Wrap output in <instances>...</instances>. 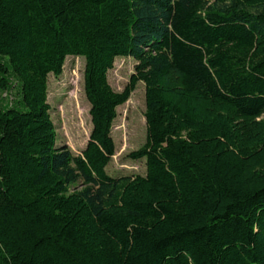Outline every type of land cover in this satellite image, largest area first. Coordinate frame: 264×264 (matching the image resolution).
<instances>
[{
    "label": "trees",
    "instance_id": "obj_1",
    "mask_svg": "<svg viewBox=\"0 0 264 264\" xmlns=\"http://www.w3.org/2000/svg\"><path fill=\"white\" fill-rule=\"evenodd\" d=\"M85 59L92 131L57 145L49 76ZM137 61L122 91L108 74ZM145 84L146 174L113 176ZM0 264H264V0H0Z\"/></svg>",
    "mask_w": 264,
    "mask_h": 264
},
{
    "label": "rangeland",
    "instance_id": "obj_2",
    "mask_svg": "<svg viewBox=\"0 0 264 264\" xmlns=\"http://www.w3.org/2000/svg\"><path fill=\"white\" fill-rule=\"evenodd\" d=\"M85 59L67 58L61 76H49V102L57 128V145H67L74 154L86 147L92 131L91 105L85 94ZM137 61L131 57H118L108 78L116 91H122L135 72ZM145 84L139 82L130 99L117 108L113 125L115 155L107 166L113 176L146 174V159L134 160L130 153L140 148L147 137Z\"/></svg>",
    "mask_w": 264,
    "mask_h": 264
}]
</instances>
